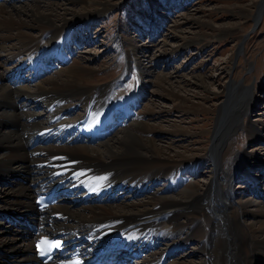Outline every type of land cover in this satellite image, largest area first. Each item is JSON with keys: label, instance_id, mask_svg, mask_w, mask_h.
Instances as JSON below:
<instances>
[{"label": "bare ground", "instance_id": "1", "mask_svg": "<svg viewBox=\"0 0 264 264\" xmlns=\"http://www.w3.org/2000/svg\"><path fill=\"white\" fill-rule=\"evenodd\" d=\"M13 1L0 3V184L19 180L7 189L0 186V233L6 235L0 239V264L33 261V243L53 235L69 240L62 258L81 256L87 264H179L170 261L171 254L195 240L206 257L199 264H264V200L237 205L228 184L234 174H226L222 165L228 141L242 128L241 116L251 108L248 92L240 84L229 85L225 101L215 112L206 154L213 177L204 192L206 199L191 184L174 199L156 196L132 201L117 189L142 193L151 189V181L169 176L173 167H184L189 160L181 163L182 158L178 162L168 152L155 151L161 149L144 142L129 126L121 137L111 138L116 127L127 125L133 109L111 97L115 92L103 94L107 87L92 91L84 81L67 76L41 81L42 74L63 69L55 62L63 64L71 51L65 39L72 30L67 25L74 21L63 23L61 18L64 27L58 28L62 24H54L49 16L17 5L22 0ZM87 22L83 24L89 29ZM38 27L43 31L38 38L22 32ZM199 80L203 87L204 79ZM33 82L38 83L33 86ZM141 91L127 95L133 105L142 97ZM39 105L50 117H41ZM78 108L82 116L69 118ZM101 109L108 111L102 119ZM118 110L127 116L116 117ZM258 125L247 123L250 138H264ZM139 128L145 125L140 123ZM86 135L91 142L84 139ZM101 136L109 140L100 141ZM94 142L103 143L94 148L90 145ZM255 160L247 153L237 156L235 179H247L256 171ZM176 178L174 174L169 179L171 185L175 186ZM52 188L59 193L57 204L38 212L35 199ZM111 199L121 203L111 206L107 203ZM204 211L211 215L206 219L210 226L200 231L198 220ZM26 221L39 227L37 236Z\"/></svg>", "mask_w": 264, "mask_h": 264}, {"label": "rangeland", "instance_id": "2", "mask_svg": "<svg viewBox=\"0 0 264 264\" xmlns=\"http://www.w3.org/2000/svg\"><path fill=\"white\" fill-rule=\"evenodd\" d=\"M16 3L28 11L41 13L40 16H49L56 25L62 24L61 18L63 23L74 21L67 25L72 30L69 39H65L71 51L63 64L55 62L67 72L50 70L42 74L41 81L67 76L84 81L82 84L92 86V91L107 87L103 94L113 91L111 97L133 109L126 118L127 122L130 119L127 125L116 127L111 138L121 137V131L129 126L144 142L161 149L153 147V150L168 152L178 162L182 158L181 163L189 160L184 167L181 164L173 167L169 176L151 181V189L142 193L117 189L121 196L132 201L156 196L174 199L184 188L191 189L192 184L194 192L206 199L204 192L213 177L211 158L206 157L211 143L209 132L214 128L215 112L225 101L227 88L240 84L252 104L241 116L242 128L226 145L227 156L222 165L226 174H234L228 184L235 191L237 205L264 200L259 198L264 197L261 166H264V138H250L245 131L251 121L259 124L260 135L264 137V0H22ZM28 21L33 24L31 17ZM85 22L89 29L84 27ZM62 27L63 24L58 28ZM22 32L37 38L43 33L39 27ZM199 78L205 81L203 87ZM138 89L142 90L139 92L142 97L133 105L127 95ZM44 108L39 105L38 113L50 117ZM106 113L102 109L98 111L100 115ZM82 114L78 108L69 118L76 120ZM115 116L127 115L118 110ZM140 123L145 129L139 128ZM84 139L91 142L89 135ZM102 140L109 139L101 136ZM100 143L103 142L90 145L95 148ZM241 153L256 158V171H251L247 179L242 176L235 179L239 169L235 160ZM174 174L177 175L175 186L170 181ZM249 179L254 181L251 183ZM15 181L0 186L7 189ZM218 202L222 204L219 199ZM107 203L115 206L121 202L113 203L111 199ZM207 215L211 217L206 211L199 215L200 231L209 229ZM5 236L0 233V239ZM200 249L198 241L189 242L172 253L170 261L199 264L206 259Z\"/></svg>", "mask_w": 264, "mask_h": 264}, {"label": "snow or ice", "instance_id": "3", "mask_svg": "<svg viewBox=\"0 0 264 264\" xmlns=\"http://www.w3.org/2000/svg\"><path fill=\"white\" fill-rule=\"evenodd\" d=\"M38 247H39V245H38ZM43 254V253H42Z\"/></svg>", "mask_w": 264, "mask_h": 264}]
</instances>
